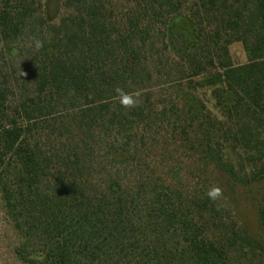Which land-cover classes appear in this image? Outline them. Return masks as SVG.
<instances>
[{"label": "trees", "instance_id": "obj_1", "mask_svg": "<svg viewBox=\"0 0 264 264\" xmlns=\"http://www.w3.org/2000/svg\"><path fill=\"white\" fill-rule=\"evenodd\" d=\"M0 192L27 264H264V0H0Z\"/></svg>", "mask_w": 264, "mask_h": 264}, {"label": "rangeland", "instance_id": "obj_2", "mask_svg": "<svg viewBox=\"0 0 264 264\" xmlns=\"http://www.w3.org/2000/svg\"><path fill=\"white\" fill-rule=\"evenodd\" d=\"M231 54L237 63L246 61V53L240 43H235L231 46ZM45 122L43 121L44 124H46ZM150 139L152 140V137ZM172 146L169 145V148H172ZM248 197L246 193L241 194L237 205L238 212L249 223L252 230L261 231L258 226L255 201ZM22 239L21 232L16 228L2 207L0 192V264H27L16 253V248L21 244Z\"/></svg>", "mask_w": 264, "mask_h": 264}, {"label": "clouds", "instance_id": "obj_3", "mask_svg": "<svg viewBox=\"0 0 264 264\" xmlns=\"http://www.w3.org/2000/svg\"><path fill=\"white\" fill-rule=\"evenodd\" d=\"M40 46L41 45L37 43V47L39 48ZM117 92L120 95V103L123 106L130 107L137 103V101L131 95L125 94L121 89H117ZM207 195L212 200H217L222 196V190L219 187H214L208 191Z\"/></svg>", "mask_w": 264, "mask_h": 264}]
</instances>
